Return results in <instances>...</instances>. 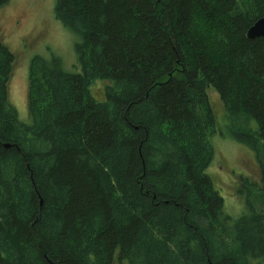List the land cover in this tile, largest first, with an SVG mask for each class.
<instances>
[{
  "label": "trees",
  "instance_id": "16d2710c",
  "mask_svg": "<svg viewBox=\"0 0 264 264\" xmlns=\"http://www.w3.org/2000/svg\"><path fill=\"white\" fill-rule=\"evenodd\" d=\"M54 14L78 64L30 60L28 122L0 34V264H264V38L246 36L264 0H55ZM223 126L258 166L233 187L236 218L206 171Z\"/></svg>",
  "mask_w": 264,
  "mask_h": 264
},
{
  "label": "rangeland",
  "instance_id": "374dc122",
  "mask_svg": "<svg viewBox=\"0 0 264 264\" xmlns=\"http://www.w3.org/2000/svg\"><path fill=\"white\" fill-rule=\"evenodd\" d=\"M55 0H10L0 7V34L4 44L16 54V62L9 81V101L16 108L18 119L28 122V69L34 56L58 57L63 68L75 71L79 38L66 29L54 14ZM206 94L216 118L224 121L225 113L214 87ZM213 129V128H212ZM211 129L213 157L207 172L217 178L226 214L236 218L246 210L244 201L236 196L238 176L258 173L254 152L227 134L224 126ZM210 132V128L208 130Z\"/></svg>",
  "mask_w": 264,
  "mask_h": 264
},
{
  "label": "water",
  "instance_id": "95a60500",
  "mask_svg": "<svg viewBox=\"0 0 264 264\" xmlns=\"http://www.w3.org/2000/svg\"><path fill=\"white\" fill-rule=\"evenodd\" d=\"M246 36L249 39H254L256 37H263L264 38V16L257 19L247 30ZM4 147H8V144H2ZM42 203V201L40 202ZM31 233L33 236V239L38 244V248L41 251L42 255L44 257H47L44 246L42 244V241L39 238V235L35 229L34 223L31 225Z\"/></svg>",
  "mask_w": 264,
  "mask_h": 264
}]
</instances>
